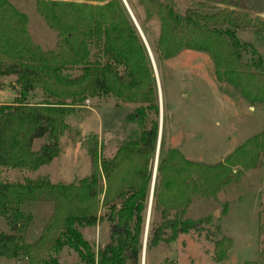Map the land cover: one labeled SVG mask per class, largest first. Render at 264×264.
I'll return each instance as SVG.
<instances>
[{"label":"trees","instance_id":"trees-1","mask_svg":"<svg viewBox=\"0 0 264 264\" xmlns=\"http://www.w3.org/2000/svg\"><path fill=\"white\" fill-rule=\"evenodd\" d=\"M140 2L146 18L133 13L158 68L162 60L185 49L207 52L219 79L240 88L252 102L264 104V58L237 35L245 18L242 13L234 9L208 13L203 6L182 9L174 0ZM36 4L58 33L54 49L34 44L27 32V16L9 0H0V76H16L20 88L15 101L0 105V216L10 228L9 233L0 231V256L24 254L33 263L58 264L52 253L69 246L83 264H141L160 113L148 49L122 0H37ZM152 19L159 22L155 44L146 26ZM73 69L80 73L69 75ZM36 90L47 100L29 102V94ZM101 95L140 104L129 115L138 122L137 135L112 158L94 149L93 171L78 184L53 183L48 177L25 181L1 177L3 169L35 171L52 162L69 129L67 116L88 98ZM150 113L158 118H151L148 127ZM41 138L46 142L35 150L34 142ZM257 139L247 140L240 149L245 151ZM221 169V164L189 160L177 148L163 154L161 143L146 251L203 228L207 218L186 217V207L194 193L207 196L220 190ZM40 199L54 200L55 210L39 240L26 243L33 216L22 207ZM101 220L110 222L113 230L110 242L95 252L81 228ZM229 245L228 238L217 242V260L223 259Z\"/></svg>","mask_w":264,"mask_h":264},{"label":"rangeland","instance_id":"rangeland-1","mask_svg":"<svg viewBox=\"0 0 264 264\" xmlns=\"http://www.w3.org/2000/svg\"><path fill=\"white\" fill-rule=\"evenodd\" d=\"M9 1L27 16V32L32 42L43 50L54 49L58 33L37 10V0ZM129 1L133 12L144 20L146 12L140 0ZM174 1L182 9L203 6V11L208 13L220 9L242 13L245 18L240 22L237 35L242 41L252 43L264 58V0ZM146 26L149 40L155 44L159 22L152 19ZM157 69L163 97V154L169 148H177L189 160L221 164L222 178L217 193L207 196L194 193L186 207V217L207 218L203 228L192 229L173 241L160 242L147 250L145 264H264V104L252 102L240 88L219 79L207 52L185 49L173 58L162 60ZM79 73L78 69L68 72L69 75ZM19 94L16 76H0V103H12ZM28 100L42 102L47 97L36 90L29 94ZM138 106L140 104L123 102L113 95L88 98L67 116L69 129L61 138L58 157L35 171L3 169L1 177L8 181L48 177L53 183L78 184L93 171L94 149L100 156L112 158L120 146L137 135L138 122L129 115ZM151 118L158 117L150 113L148 127ZM255 137L257 141H251L245 151L240 149ZM45 142L46 138L36 139L34 149L38 150ZM155 162L156 157L153 168ZM218 181L215 180V184ZM22 209L33 216L25 241L35 243L54 213L55 201L40 199L23 205ZM102 213L100 210L99 214ZM112 230L113 225L107 220L81 228L95 252L110 242ZM0 231L10 232L1 216ZM224 238L230 239V245L223 259L217 260L216 244ZM52 257L58 264H83L78 253L69 246L52 253ZM45 258L51 260L48 255ZM0 264L37 263L20 254L16 258L0 256Z\"/></svg>","mask_w":264,"mask_h":264},{"label":"water","instance_id":"water-1","mask_svg":"<svg viewBox=\"0 0 264 264\" xmlns=\"http://www.w3.org/2000/svg\"><path fill=\"white\" fill-rule=\"evenodd\" d=\"M124 5L126 6L129 14L131 15L133 21L135 22L144 42L145 45L148 49L149 55L152 60L153 68L155 71L156 79H157V86L159 90V100H160V122H159V138H158V144H157V150H156V162H155V167L153 170V179H152V187H151V195H150V200H149V206H148V212H147V222H146V228H145V237H144V245H143V253H142V264H145V254H146V245H147V234H148V227H149V220H150V215H151V208H152V200H153V194H154V188H155V181H156V174H157V165H158V159H159V153H160V147H161V138H162V129H163V97H162V91L160 87V81H159V75H158V69L157 65L152 53V50L150 48V45L128 3L127 0H122Z\"/></svg>","mask_w":264,"mask_h":264},{"label":"crops","instance_id":"crops-1","mask_svg":"<svg viewBox=\"0 0 264 264\" xmlns=\"http://www.w3.org/2000/svg\"><path fill=\"white\" fill-rule=\"evenodd\" d=\"M3 104V103H0V105Z\"/></svg>","mask_w":264,"mask_h":264}]
</instances>
